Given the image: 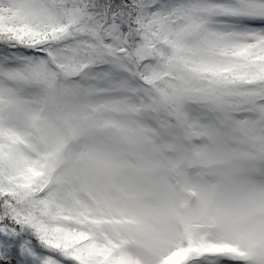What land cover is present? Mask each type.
<instances>
[{
    "label": "snow or ice",
    "instance_id": "6c2138e0",
    "mask_svg": "<svg viewBox=\"0 0 264 264\" xmlns=\"http://www.w3.org/2000/svg\"><path fill=\"white\" fill-rule=\"evenodd\" d=\"M0 264H264V0H0Z\"/></svg>",
    "mask_w": 264,
    "mask_h": 264
}]
</instances>
